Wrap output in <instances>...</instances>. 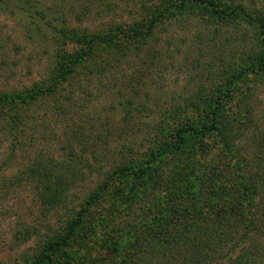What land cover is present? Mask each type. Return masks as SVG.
Segmentation results:
<instances>
[{"label": "trees", "instance_id": "obj_1", "mask_svg": "<svg viewBox=\"0 0 264 264\" xmlns=\"http://www.w3.org/2000/svg\"><path fill=\"white\" fill-rule=\"evenodd\" d=\"M32 2L0 0L1 11L28 13V39L40 32ZM139 17L92 32L59 16L56 24L48 21L50 33L41 36L53 48L47 75L19 91L0 92V108L14 110L6 121L9 135L16 138L21 128V108L55 99L90 64L136 54L162 25L195 19L216 30L230 28L242 41L240 56L226 62L221 83L198 87L195 97L165 109L150 134L153 144L113 164L81 201H73L81 179L71 153L55 160L41 152L25 165L5 188L29 186L45 212L62 215L42 234L36 227L17 230L25 239L37 237L34 253L18 264H70L66 249L112 186L122 220L106 241L103 260L83 254L77 264H264V99L255 98L264 85V10L232 0H153ZM214 153L220 162L212 161Z\"/></svg>", "mask_w": 264, "mask_h": 264}, {"label": "rangeland", "instance_id": "obj_2", "mask_svg": "<svg viewBox=\"0 0 264 264\" xmlns=\"http://www.w3.org/2000/svg\"><path fill=\"white\" fill-rule=\"evenodd\" d=\"M232 1L264 10V0ZM152 3L33 0L31 19L40 24L34 39L27 38L33 27L28 13L0 10V92L19 91L47 75L53 48L41 36L50 33L47 22H56L54 16L65 19L71 27L92 32L139 19ZM229 29L216 30L195 19L162 25L152 42L136 54L131 51L120 61L108 59L106 66L90 64L79 70L55 99L38 101L24 111L21 108L23 120L19 132L14 133L16 138L6 128L14 110L0 108V264H18L36 250L37 237L25 239L17 230L24 233L25 228L36 227L42 234L47 223L55 228L62 215L45 212L31 187L16 183L6 189V184L15 182L25 165L41 152L55 160L69 159L71 153L82 163L73 164L81 182L72 191L73 201H81L113 164L153 144L150 134L165 109L195 97L198 87L222 82L223 67L239 58L242 43ZM255 98L264 99V85L257 87ZM219 156L211 157L212 161L220 162ZM113 189L90 207L78 241L66 249L70 264H77L83 254L90 260L104 259L106 241L124 212L112 197ZM81 241L87 244V251L81 249Z\"/></svg>", "mask_w": 264, "mask_h": 264}]
</instances>
